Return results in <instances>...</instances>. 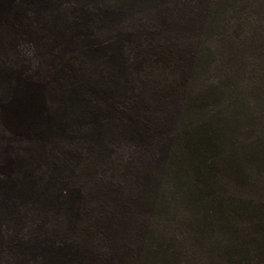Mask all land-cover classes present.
<instances>
[{
	"label": "rangeland",
	"instance_id": "rangeland-1",
	"mask_svg": "<svg viewBox=\"0 0 264 264\" xmlns=\"http://www.w3.org/2000/svg\"><path fill=\"white\" fill-rule=\"evenodd\" d=\"M27 1L0 104L40 78L52 120L0 119V264H264V0Z\"/></svg>",
	"mask_w": 264,
	"mask_h": 264
},
{
	"label": "trees",
	"instance_id": "trees-1",
	"mask_svg": "<svg viewBox=\"0 0 264 264\" xmlns=\"http://www.w3.org/2000/svg\"><path fill=\"white\" fill-rule=\"evenodd\" d=\"M26 4H28L27 0H0V24L14 28L22 20ZM71 43L75 42L72 40ZM72 72L77 73L75 69H72ZM50 84L40 78L38 81L33 79L29 81L28 78L17 80L9 96L3 97L0 104V119L7 134L17 137L36 135V138L41 140L43 137L40 134L43 132L42 128L45 125H48L47 128H49L52 120ZM200 129L201 132L185 134L187 149L191 156L199 153L201 143L215 144L216 139L209 135L207 125L199 127L198 130ZM214 165L216 166L215 163ZM211 174V172L208 173V177Z\"/></svg>",
	"mask_w": 264,
	"mask_h": 264
}]
</instances>
